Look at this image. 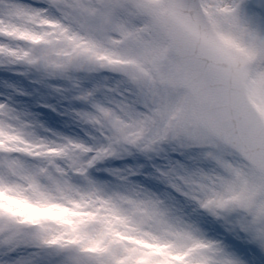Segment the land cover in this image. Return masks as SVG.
Listing matches in <instances>:
<instances>
[{
	"label": "rangeland",
	"instance_id": "obj_1",
	"mask_svg": "<svg viewBox=\"0 0 264 264\" xmlns=\"http://www.w3.org/2000/svg\"><path fill=\"white\" fill-rule=\"evenodd\" d=\"M63 2L44 18L27 6L48 7V0H0V177L38 198L49 194L73 215L94 217L83 232L47 222L58 242L86 243L87 252L113 256L118 242L159 256L158 264H200L212 253L206 230L145 188L154 183L147 173L134 180L141 186L129 187L112 170L137 166L139 159L123 156L134 151L188 153L194 167L184 182L215 215L264 208V175L196 121L184 68L171 51L166 0ZM211 25L225 45L245 49L246 90L264 119V32L234 18L227 0ZM117 96H147L151 103L140 111ZM90 154L94 162L115 157L91 172L104 187L76 177L89 167ZM114 220L125 222V230L111 227Z\"/></svg>",
	"mask_w": 264,
	"mask_h": 264
},
{
	"label": "snow or ice",
	"instance_id": "obj_2",
	"mask_svg": "<svg viewBox=\"0 0 264 264\" xmlns=\"http://www.w3.org/2000/svg\"><path fill=\"white\" fill-rule=\"evenodd\" d=\"M225 0H190L185 4L189 15L205 18L209 23L216 20L219 9L224 6ZM232 9V16L247 26L264 32V0H227ZM63 0H48V7L34 8L27 6L32 15L51 17L50 9H62ZM65 13V12H64ZM123 102L127 99L131 107L140 111H148L150 100L147 96L116 97ZM102 139V138H101ZM179 154V155H178ZM188 153L168 151L159 156H145L133 152L126 157L139 159V164L123 170H112V176L119 185L129 187L141 186L134 183L139 176L147 173L154 183L149 190L166 199L171 205L182 209L195 220L198 226L206 230L210 237L212 253L204 256L200 264H264V208L255 214L240 211L215 215L209 212L196 198L190 195L183 177L194 164L186 162ZM121 156V157H123ZM115 157L94 162V156L85 157L89 167L83 175H77L84 184H94L104 187L91 179V172L101 162ZM18 188L15 184L0 177V188ZM153 191V190H152ZM39 199L51 201L49 194L40 192ZM103 228V224L97 220ZM86 226V225H85ZM28 233L33 238H28ZM86 243L58 242L54 233L47 230V221H30L18 217L15 213L0 210V264H120L127 257L128 264H158L151 256L140 250H132L126 244L115 243L116 255L105 252L97 255L86 251ZM31 249V250H29Z\"/></svg>",
	"mask_w": 264,
	"mask_h": 264
},
{
	"label": "water",
	"instance_id": "obj_3",
	"mask_svg": "<svg viewBox=\"0 0 264 264\" xmlns=\"http://www.w3.org/2000/svg\"><path fill=\"white\" fill-rule=\"evenodd\" d=\"M188 2L169 0L171 34L173 50L183 61L195 98L196 117L264 171V125L242 84L247 59L233 56L206 18L189 15L185 8Z\"/></svg>",
	"mask_w": 264,
	"mask_h": 264
},
{
	"label": "clouds",
	"instance_id": "obj_4",
	"mask_svg": "<svg viewBox=\"0 0 264 264\" xmlns=\"http://www.w3.org/2000/svg\"><path fill=\"white\" fill-rule=\"evenodd\" d=\"M43 24H51L49 20L41 21ZM58 27V25H54ZM209 41L213 39L211 34L208 36ZM77 48L84 47V50L89 54L95 56L97 59L104 61L110 60V57L103 52L97 51L89 46L76 44ZM231 54L237 58L243 59L246 56V51L243 47L232 50ZM113 62L114 61H110ZM0 107H3L0 105ZM105 155H111L106 151ZM0 210L11 211L18 217L27 218L30 221H47L54 226H60L65 229L74 230L77 232H83L85 228V222L87 220L94 219V217L84 218L81 216L73 215L71 211L66 208L59 207L48 200H41L37 197V194L31 190L16 188L9 189L7 187L0 188ZM114 229L124 231L126 228L125 222L114 220L111 224ZM128 235L134 238L139 237V233L136 231L128 232ZM130 247H139L133 245L130 242ZM150 250H145L148 252ZM144 253V252H143ZM152 260L159 259V256H151ZM139 264H145L144 261H140Z\"/></svg>",
	"mask_w": 264,
	"mask_h": 264
}]
</instances>
